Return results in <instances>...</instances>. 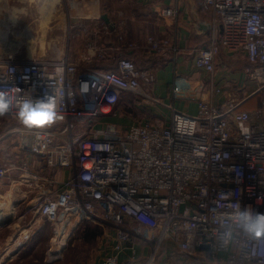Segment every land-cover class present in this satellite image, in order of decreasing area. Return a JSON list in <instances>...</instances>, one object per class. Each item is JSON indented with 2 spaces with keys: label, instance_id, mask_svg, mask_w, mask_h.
Listing matches in <instances>:
<instances>
[{
  "label": "built area",
  "instance_id": "obj_1",
  "mask_svg": "<svg viewBox=\"0 0 264 264\" xmlns=\"http://www.w3.org/2000/svg\"><path fill=\"white\" fill-rule=\"evenodd\" d=\"M161 1L167 6L156 13L174 23L185 8L209 16L198 24L208 42L184 52L208 79L196 113L154 95V69L117 56L104 41L112 34L107 22L70 21L68 40L85 43L77 60L70 52L0 54V88L14 102L55 89L64 114L33 129L18 122L14 107L0 114V125H13L0 134V192L8 188L13 216L22 203L34 213L24 238L48 223L57 248L85 222L105 226L101 264H158L164 252L161 264H264V235L249 236L232 219L237 208L264 212V0ZM147 42L157 56L182 53L176 38ZM224 51L246 60L234 89L218 82ZM95 58L115 66L92 67ZM127 93L158 108L157 116L109 122ZM254 99L258 105L245 108Z\"/></svg>",
  "mask_w": 264,
  "mask_h": 264
},
{
  "label": "crops",
  "instance_id": "obj_2",
  "mask_svg": "<svg viewBox=\"0 0 264 264\" xmlns=\"http://www.w3.org/2000/svg\"><path fill=\"white\" fill-rule=\"evenodd\" d=\"M57 1L38 0L33 5L32 0H0V18L7 17L14 23L17 21L19 23V19L28 21L27 16H20L21 9H36V5L39 6V10L46 6H52L55 9ZM66 1L70 3L67 4L66 11L67 16L70 17L72 22L99 19L100 17L107 16L110 22L108 24L111 30H114V34L108 36L107 39L109 41L105 42L115 46L118 49L119 55L121 54L133 59L137 65H147L149 68L154 69L156 82L152 86V89L155 96L168 103L175 102L179 110L187 111L191 114L196 113L197 101L205 90L208 79L203 72L197 71L194 68L192 57H185L184 52L187 49L196 47L202 40L203 43L208 42L209 30L198 25L200 19L208 20V15L205 14L202 17L201 12L185 8L179 21L174 23L171 19H163L156 13V11L158 13L161 12L167 6V3L161 0H64V2ZM105 10L108 13H104ZM13 12L15 15H12ZM23 22L22 24L26 23ZM120 22L122 23L121 28L118 25ZM119 35L123 36V40L120 41L118 39ZM149 36H154L158 39L176 38L182 53L177 58L172 56L160 57L151 53L147 42ZM74 41L80 42L82 38ZM81 51V49L79 51L77 48L72 57L74 55L79 57ZM218 64L221 68V71L218 73L220 85L226 89L230 87L234 89L237 84L243 83L244 77L242 72L246 66L243 54L235 55L224 51L218 59ZM223 98L221 95L217 99L223 100ZM152 107L157 111L156 114H158V108ZM252 108L253 106L248 109ZM117 112L114 116L108 118L109 122L115 123L122 120L128 124L124 126H129L134 123H143L147 120L142 119L139 122H130L122 116L119 108ZM2 183H5V181H2ZM1 187L5 186L1 185ZM18 208L19 206L16 208V214L18 213ZM2 214L6 215L5 212H2ZM14 229V226L11 225H0V250L4 246L11 244ZM10 261L12 262L14 259ZM99 264H101V261Z\"/></svg>",
  "mask_w": 264,
  "mask_h": 264
},
{
  "label": "rangeland",
  "instance_id": "obj_3",
  "mask_svg": "<svg viewBox=\"0 0 264 264\" xmlns=\"http://www.w3.org/2000/svg\"><path fill=\"white\" fill-rule=\"evenodd\" d=\"M32 2L34 5L38 0H32ZM67 4L70 3L58 0L55 3V9L52 6H46L39 10V6L37 5L36 9H21L20 16H27L29 20L19 19V23L18 21L14 23L7 17L0 18V54H10L16 51L29 59H39L50 57L57 53L63 54L64 52H70L72 55L77 48L79 51L80 49L83 50L85 46L83 40L80 42L68 40L67 25H69L71 20L67 16ZM47 9L50 11V15H45L46 12L44 11ZM14 11L16 12V10ZM104 13H108L107 10ZM12 15H15V13L13 12ZM98 20H103V18L100 17ZM45 21L48 22L49 26L44 27L42 25ZM22 22L26 23L22 24ZM184 56L189 57L187 53ZM72 58L77 60L78 56L74 55ZM93 60L94 62L97 61L100 64H105L101 68H108L106 65L112 63L111 59H104L102 61L100 58H95ZM141 102L142 99L139 96L127 93L118 104V108L122 116L130 122H139L142 119H154L157 116V111L152 106L143 105ZM0 120H3L1 116ZM115 123L121 126L128 125L126 121L122 120ZM5 124H8V122H5ZM12 126L10 123L8 124V128ZM7 192L8 188L0 192V202L9 204L10 206ZM17 211L18 213H15L14 217L12 216V223L7 225L14 226L15 229L13 230L14 234L12 236L13 240L10 242L11 244L4 246L0 250V264H9L11 262L8 260L9 257L5 255L6 251L20 239L24 241L25 245L12 258L14 259L12 264H99L105 255L104 253L107 251L108 243L104 235L108 229L102 225L97 226L92 222H86L87 224L82 229L74 230L69 235L63 250L59 255H56L52 253L53 249L57 246L53 242V238L55 237L53 227L46 223L41 230L28 234L29 237L24 238L23 232L27 234L25 229L28 227V223L34 219L35 215L24 203L20 204ZM96 227L99 228V232L101 231V233H98L99 235L96 237L84 236V229H95ZM174 253L178 256L177 252ZM166 255L168 256L165 252L161 254V259H166ZM161 259L158 260V264H161ZM173 260L175 259H171V261ZM172 264L182 263L172 262Z\"/></svg>",
  "mask_w": 264,
  "mask_h": 264
},
{
  "label": "clouds",
  "instance_id": "obj_4",
  "mask_svg": "<svg viewBox=\"0 0 264 264\" xmlns=\"http://www.w3.org/2000/svg\"><path fill=\"white\" fill-rule=\"evenodd\" d=\"M63 97L55 89L50 93L34 97L26 95L16 97L15 102L9 89L0 88V114L15 108L14 116L25 128H45L64 118L60 110ZM232 219L249 236L264 235V212L253 211L251 208H237ZM231 239V233H224L225 243Z\"/></svg>",
  "mask_w": 264,
  "mask_h": 264
},
{
  "label": "trees",
  "instance_id": "obj_5",
  "mask_svg": "<svg viewBox=\"0 0 264 264\" xmlns=\"http://www.w3.org/2000/svg\"><path fill=\"white\" fill-rule=\"evenodd\" d=\"M114 31V30H113ZM112 31V34H114V32ZM104 41H109V39H107V38H105L104 39ZM207 43V42H206ZM205 42L203 43V40L200 42V43H198L197 44V46H199V45H204V44H206ZM116 55L118 56L119 55V52L118 51H116ZM127 57V56H126ZM161 57V56H160ZM129 58V57H128ZM103 61V60H102ZM97 63V64H96ZM103 65H105V64H100V62H97V61H95V62H93V64H92V67H97V68H101V67H103ZM115 66V62L114 61H112V63L111 64H108V65H106V67H108V68H111V67H114ZM138 67H140V68H149V66H139L138 65ZM258 105V101H257V99H254L252 102H250V103H247L246 105H245V108H251L252 106L253 107H255V106H257ZM9 124V123H8ZM8 124H2V125H0V134L2 133V132H4V131H6L7 129H8ZM11 124V123H10ZM87 223L85 222V223H83L81 226H80V228L79 229H82L85 225H86ZM95 225H99V224H97V223H94ZM101 230V229H100ZM84 236L86 235L87 237H96L97 235H99L98 233H101V231L99 232V228L98 227H96L95 229H91V228H89V229H84ZM14 261H12V262H10L9 264H12ZM209 262L210 263H215V261L213 260V259H210L209 260ZM8 264V263H7Z\"/></svg>",
  "mask_w": 264,
  "mask_h": 264
},
{
  "label": "bare ground",
  "instance_id": "obj_6",
  "mask_svg": "<svg viewBox=\"0 0 264 264\" xmlns=\"http://www.w3.org/2000/svg\"><path fill=\"white\" fill-rule=\"evenodd\" d=\"M44 12H46L45 15H50V11L48 9ZM42 25L44 27L49 26L47 21L43 22ZM2 212H5V214H6V215H4L5 218L13 216L12 206L11 205L9 206V204L8 205L7 204L2 205L0 202V214H2ZM22 242H24V241H22V239L17 240L12 247H9V249L6 251V254H5L6 257H9V258L12 257L14 255V252L17 250V248H19L21 246ZM63 244L64 243H62L60 247L54 248L52 253L59 255L64 248Z\"/></svg>",
  "mask_w": 264,
  "mask_h": 264
},
{
  "label": "water",
  "instance_id": "obj_7",
  "mask_svg": "<svg viewBox=\"0 0 264 264\" xmlns=\"http://www.w3.org/2000/svg\"><path fill=\"white\" fill-rule=\"evenodd\" d=\"M102 18H103V20H104L105 22L110 23V22H109V19H108L107 16H103ZM112 28H113V26H112ZM11 223H12V217H8V219H5V220L0 221V225H1V226H7V225H9V224H11ZM24 245H25L24 243L21 244V246H20L19 248H17V250L14 252V255H13L12 257L8 258V260H11L16 254H18L19 251H20V249H21Z\"/></svg>",
  "mask_w": 264,
  "mask_h": 264
}]
</instances>
